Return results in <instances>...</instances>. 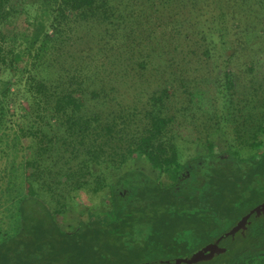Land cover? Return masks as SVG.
<instances>
[{
    "label": "trees",
    "instance_id": "obj_1",
    "mask_svg": "<svg viewBox=\"0 0 264 264\" xmlns=\"http://www.w3.org/2000/svg\"><path fill=\"white\" fill-rule=\"evenodd\" d=\"M200 2H203L201 10ZM263 2L30 0L25 7L34 5L40 10L46 29L35 28L31 32V25L35 26L36 20L29 19L28 25L25 22L21 28L18 25L20 32L9 37L10 42L5 36L3 18L14 15L20 24V18L28 16L30 12H18L11 6L6 7V0H0V41H9L8 50L0 58V66L9 68L16 78L19 76L18 85L26 86L23 96L34 97L40 110V114H36L31 122L29 133L35 140L44 141L45 137L41 136H44L45 126L58 127L62 132L65 130L64 139L60 137L63 141L60 154L67 156V159L73 154L82 157L78 169L54 177L51 173L53 169L40 161V154L48 147L52 149L49 142V146L43 147L40 153H33L19 163L16 162L17 154L6 160L12 163L6 167L9 173L0 167V178L6 182L0 190V208H3V217L11 212L9 219L12 221L11 227L4 228L0 234V264H133L141 261L174 264L178 257L191 256L204 243L216 241L264 201V150L255 151L243 159L235 157L230 149L211 152L216 151L211 146L207 154H198L187 162L179 160L177 143L169 129L170 117L166 115L169 100L167 86L174 84V78L171 80L173 69L163 75L165 82L144 95L146 100L142 106L140 99L128 103L121 98L117 103L118 113L114 109L108 112V108L98 113L83 112L82 109L89 107H85L78 96V93L86 95V91L81 90L90 77V65L68 66L57 81L50 78L47 68L54 58L49 59L50 51L55 52L60 49V43L67 44L70 39L79 45L76 54L87 56L90 49L88 41L92 35L84 30L100 23L111 36L101 54L115 60L114 64L121 65L120 61H123V75L128 71L129 74L137 73L144 77V73L151 68L149 58L152 55L144 54L141 50L140 32L145 33V28L160 31L166 21V17L154 20L147 12L151 9L162 18L166 7L177 21L174 28L181 29L184 28L183 20L177 16L182 13L183 5L191 11L192 32L203 35L202 41L206 46L203 52L210 53L211 50L210 55L214 56L212 61L218 63L215 59L217 43L221 42L222 49L233 48L231 35H235L236 39L238 35H251L254 31L249 25L232 23L234 18L238 20L241 16L239 7H248L252 12ZM228 5L230 9L226 12ZM228 14L231 20L227 19ZM257 30H262V26ZM69 31L75 32V39L71 33L68 34ZM118 39L126 41L121 43ZM181 45L180 38L172 37L159 50L163 55L169 50L173 51L171 60L177 62L178 51H184ZM189 46V51L196 53L195 46ZM158 48L156 46L155 50ZM233 56L234 53L228 54L224 69L214 80V86L223 92L236 85V74L240 69H237L238 64L232 62ZM186 60L187 55L183 58V61ZM167 65L174 64L168 61ZM244 65L250 70L249 63L245 62ZM43 67L46 73L40 74ZM116 74L124 77L121 73ZM185 76L181 75L184 82ZM6 79L0 81L4 86L0 92V130L6 124L4 116L12 110L13 103H17L20 95L17 90H11V78ZM99 86L93 89L94 97L101 98V104L107 106L109 90L104 84ZM182 86H186L190 92L186 83ZM72 91L73 96L78 98L73 99V103L68 99ZM57 92L65 94L50 105V99L55 98ZM142 93L145 94V90ZM103 112H108L105 119L102 118ZM37 118L46 125L43 126ZM22 130L16 138L20 137ZM134 131L141 133L135 135ZM8 141L3 134L0 135V159L14 152V147L7 149L1 146V143ZM262 144L264 139L255 143L257 146ZM13 146L16 147L17 142ZM138 156L145 158L160 174L166 173L171 182L165 183L140 167H130V159ZM67 159L65 161L69 163ZM105 160L114 165H123L115 179L107 183L108 206L102 211H89L72 228L63 227L56 219L50 195L44 186H49L52 193L55 192L53 187L67 189L70 193L82 190L90 182L88 175L93 173L90 167ZM103 188V183L95 187L96 190ZM220 244L226 248L225 251L211 259L180 264H263L264 211L252 212L246 228L225 234Z\"/></svg>",
    "mask_w": 264,
    "mask_h": 264
},
{
    "label": "rangeland",
    "instance_id": "obj_2",
    "mask_svg": "<svg viewBox=\"0 0 264 264\" xmlns=\"http://www.w3.org/2000/svg\"><path fill=\"white\" fill-rule=\"evenodd\" d=\"M29 1L6 0V7L11 6L12 9H17L18 12L20 10L30 12L28 16L23 15L20 18L22 19L20 24H18L19 21L17 19L15 20L16 17L14 15L6 19L3 18L5 36L9 41V37L12 38V36H15V33L20 32L18 25L20 28L24 22L28 25L27 22L30 23L29 19L31 21H37H35V26L31 25V32L35 28L40 30L45 27L46 29L45 20L41 19L40 10L34 7V5L32 7H25ZM199 6L200 10L203 9V2H200ZM239 8L242 11L241 16L238 20L234 18L235 21L232 23L249 25L254 31L251 32V35H238L236 39L235 35H231L234 40V49H222L220 47L221 42L217 43L219 46L216 49L215 55H217V58L215 57V59L219 61L218 63L212 61V57L214 56L210 55L212 54L211 50L210 53H207L206 49V52H203V47H206L202 41L203 35L199 32H192L191 26L193 23L191 11L189 7L183 5L182 13L177 16L183 20L184 28L181 29L174 28V23H177V21L171 15L168 8L165 7L163 9L165 15L162 18H159L158 12H151V9H149L151 15L149 11L147 12L148 16L154 20H161L166 17V21L160 31L154 28H145V33L140 32L142 35L141 50L144 54L150 53L152 55L149 58L151 68L149 67L148 71L144 73V77H140L137 73L129 74L128 71L125 73L126 75H123V61H120L121 65L114 64L115 60L106 58L104 54H101V52H104L102 48L106 46V42L111 39V36L105 31L106 27L97 23L94 27H88L87 30H84V32L92 35L88 41L90 49L87 56L82 57L76 54L79 45L73 43L71 39L67 44L60 43V49H57L60 52H57V50L55 52L50 51L51 55L49 54V59L54 56L50 62L51 66L47 67L50 78L57 81L58 76L64 70L68 69V66L73 68L74 65H90L88 72L90 77L86 80L81 90L86 91V95L78 93L79 98L82 99L80 101L84 102L85 107H89V109H82V111L100 113L103 109L108 108V112L114 109L118 113V99L123 98L128 103H133L135 100L140 99V105L142 106L146 100L144 95L150 93V90L153 88L158 87L159 83L165 82L166 79L163 75H165V72L169 73L173 69L171 80L173 81L174 78V84L172 85L170 83L167 86L169 100L166 115L170 117L169 129L177 143L179 160L181 162H187L193 156L201 153L207 154L211 150V146H214V150H216L211 152H221L230 149L235 157L245 159L255 151L264 150V144L261 146L255 145L256 141L264 139V2L263 4L259 3V7L256 10H252V12L248 10V7L245 8L242 5ZM229 9L230 7L228 5L226 12ZM227 17L228 20L232 19L229 14ZM42 20L44 22L43 24ZM232 23L229 22L228 24L231 25ZM259 26H262V30H257ZM73 31H69L68 34L71 33L73 35L72 38L75 39V32ZM50 32L53 31L50 30ZM172 37L180 38L181 44L184 46L182 53L180 50L178 51L177 62L171 60V56L174 54L173 51L169 50L163 55L159 50L163 47L165 41ZM6 39L0 41V58L8 50L9 41L6 43ZM118 40L121 43L126 41V39ZM190 44L195 46L196 53L189 51L191 49ZM83 46L86 45L83 44ZM156 46H159L157 50H155ZM229 53H234L232 62L235 65L238 64L237 69L242 70V72L238 70L239 73L236 74V85L228 91L223 92L218 86H214V80L217 74L224 69L223 65ZM185 55H187V60L183 61ZM168 61L174 65L168 66ZM245 62L251 65L250 70L245 67ZM43 69L40 74L46 73L45 67ZM116 73H121L124 77L120 78ZM129 75H134L133 79ZM181 75H186L184 77L186 82L183 81ZM6 78H11L13 83L11 90H17V94L19 93L20 95L17 98V103H13L12 110H9L4 116L6 124L0 130V135L3 134L9 140L8 142L1 143V146H6L7 149L14 147V152H10L8 157L1 156L0 167L3 170L6 169L9 173L6 167L10 166V164L12 165V163L6 160H9L17 154L16 162L19 163L22 159L26 160L29 158L33 153H40L42 151L41 149L49 146L48 143L50 142L52 149L49 147L45 149L40 154V161L44 166H49L53 169L51 172L52 176H63L68 171L78 169L80 161L82 160L80 154H73L69 159H67V156L60 154V147L63 143L62 138L66 134L65 130L62 132L58 127L45 126L44 136H41L43 138L45 137L44 141L35 140L29 133L31 122L36 118L35 115L40 114V112L38 113L40 110L37 109L36 100L31 96L26 97L25 95L24 97L23 94L26 93V86L18 85L19 76L16 78L9 68L0 66V81L8 80ZM250 81H253L252 86L249 84ZM183 83L187 84L190 92L186 86H182ZM100 84H104L109 90L107 106L101 104V98L95 99L94 97L93 89L100 87ZM3 87L0 84V92ZM144 90L145 94L142 93ZM73 91L72 93L69 92L70 95L68 96V99L72 103L74 102L73 99L78 100L76 95L73 96ZM62 93L57 92L56 94L57 96L59 95V98L56 96L50 99V105L55 104V101H58L65 94L60 95ZM24 111H26L25 116ZM108 112H103V119H105L104 117ZM88 113L93 114L92 112ZM61 118L63 121H66L62 115ZM37 119L41 122L40 118ZM41 123L43 126L46 125L43 122ZM21 129L23 130L21 131L20 137L16 138L17 133ZM133 129L136 130L134 126ZM3 131L8 134H4ZM140 133V131H136L135 135ZM15 142H17L16 147L13 146ZM66 159L70 160V162L66 163ZM129 162L130 167H140L149 175L160 177L165 183L171 182L170 177L166 173L160 174L142 156L133 157ZM122 166L114 165L106 160L101 164H94L90 167L93 173L88 175L90 179L89 184L86 185V188L75 192L70 193L67 189L53 187L52 190L55 192L52 193L49 186H44V189L50 195L49 198L51 199L55 216L59 223L65 228H72L89 211H102L104 207L108 206L109 185L107 183H111L115 179L116 175L120 172L119 168ZM3 181L4 179L0 178V190L5 187L6 182ZM101 183H103L105 188L96 190L95 187ZM2 211L3 208H0V234H2L4 228H9L12 224V221L9 219L11 212L3 217L4 214ZM209 243L211 241L204 243L202 247ZM144 263L141 261L133 264Z\"/></svg>",
    "mask_w": 264,
    "mask_h": 264
},
{
    "label": "water",
    "instance_id": "obj_3",
    "mask_svg": "<svg viewBox=\"0 0 264 264\" xmlns=\"http://www.w3.org/2000/svg\"><path fill=\"white\" fill-rule=\"evenodd\" d=\"M254 211H257L258 213H260L261 211H264V202L255 206L254 208H252L249 213L244 215L238 221V223L233 225V227L230 230H228L225 234L226 235L233 234L241 228H246L249 216ZM225 234H223L221 237H219L216 241L211 242L208 245L197 250L191 256L177 258L176 261L174 262V264H180L182 262L196 263L200 260L211 259L212 257L215 256V254L225 251L226 248L219 244L220 240L224 237ZM144 264H149V263H144Z\"/></svg>",
    "mask_w": 264,
    "mask_h": 264
},
{
    "label": "flooded vegetation",
    "instance_id": "obj_4",
    "mask_svg": "<svg viewBox=\"0 0 264 264\" xmlns=\"http://www.w3.org/2000/svg\"><path fill=\"white\" fill-rule=\"evenodd\" d=\"M221 241V240H220ZM219 244H220V242H219ZM221 245V244H220Z\"/></svg>",
    "mask_w": 264,
    "mask_h": 264
}]
</instances>
